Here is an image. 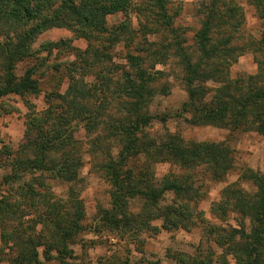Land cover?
I'll use <instances>...</instances> for the list:
<instances>
[{
    "label": "trees",
    "instance_id": "1",
    "mask_svg": "<svg viewBox=\"0 0 264 264\" xmlns=\"http://www.w3.org/2000/svg\"><path fill=\"white\" fill-rule=\"evenodd\" d=\"M247 1L264 25V0ZM234 2L201 5L203 20L190 50L175 27L171 0H0V101L40 95L43 54L66 49L74 55L64 65L66 92L47 94L48 108L26 120L25 141L3 152L0 264H68L86 233L130 241L139 252L145 235L194 228L202 230V242L192 255L174 254V264H264V173L243 168L223 190L212 219L223 224L233 214L236 226H218L201 210L205 192L196 175L203 169L211 182L222 183L236 171L229 139L196 142L167 129L156 136L148 131L170 119L150 108L170 95L158 67L172 59L187 93L177 118L231 136H264V34L252 44L257 74L232 79L230 68L245 49L237 46L244 15ZM120 15L119 24L111 22ZM54 29L73 38L36 49ZM73 39L85 40L86 50L74 48ZM31 60L36 64L21 68ZM87 158L111 189L110 207L98 208L93 227L85 222L82 198ZM162 164L178 172L158 177ZM98 264L132 262L114 254Z\"/></svg>",
    "mask_w": 264,
    "mask_h": 264
},
{
    "label": "rangeland",
    "instance_id": "2",
    "mask_svg": "<svg viewBox=\"0 0 264 264\" xmlns=\"http://www.w3.org/2000/svg\"><path fill=\"white\" fill-rule=\"evenodd\" d=\"M206 0H171L169 6L171 15L175 17V27L184 33L187 40L186 46L192 50L194 48V36L201 27L203 15L200 13L201 5ZM235 6L243 13V25L238 32V47H244L242 53H238L236 63L232 64L230 73L232 79L240 76L245 78L255 76L258 72L257 57L251 50L252 44L264 34V25L259 20L255 8L248 4L247 0H235ZM123 16H115L111 19L114 24H119ZM73 35L66 30L54 29L44 33L37 41L35 48L48 42H58L60 40L72 39ZM72 46L78 50H86L87 42L83 39H73ZM47 59L46 64L41 67L40 75L37 76L40 83L41 93L37 96L20 98L16 96L8 97L0 101V167H2V156L4 150L15 151L25 141L26 120L31 112L42 113L48 108L46 100L47 94L64 93L67 90L68 79L65 78V68L73 61V51L64 49L63 52L55 51L51 57L47 54L42 55ZM36 61L31 60L22 64L21 68L32 67ZM58 67V71H56ZM164 72L162 84L170 88V95L167 97H158L155 99L150 110L156 115H168L169 121L164 127L161 123L155 121L149 128L150 134L156 136L162 134L164 129L172 133H180L187 141L196 142H221L229 139L232 148L235 150L236 171L229 174L226 181L222 183L211 182L209 175L203 172V169L197 177L203 180V191L205 200L200 205L201 210L205 212L206 219L218 226H236V216L231 214L228 220L223 224L212 219V206L221 201V195L228 185L238 180V174L244 168H250L254 171L264 173V136L247 131L231 136L229 131L214 127L195 128L189 126L176 116L179 114L182 105L187 100V93L183 87V71L178 66L176 60H170L165 67H158ZM30 105L33 110H30ZM83 138V137H81ZM85 167L82 171L84 187L82 198L86 209V224L89 227L95 226V219L98 208L110 207V186L101 179L92 169L90 159H86ZM170 172H178V169L171 164H162L156 167L158 177L167 175ZM1 177V172H0ZM246 190H249L245 187ZM56 194L61 195L62 191L56 190ZM214 220V221H213ZM202 230L194 228L191 231L180 230L178 232L168 233L161 231L157 235H145L141 239L144 244L139 246V252L136 251V245L130 241L122 242L114 236L102 233H86L80 240L85 241L84 247L77 245L73 247L75 252L74 259L68 264H98L100 260L106 259L111 255H119L130 259L132 264H145L160 262V264H174L171 257L174 254L184 252L194 254L195 249L202 242ZM1 244V243H0ZM141 245V244H140ZM220 251V250H219ZM45 264H57L56 262H46Z\"/></svg>",
    "mask_w": 264,
    "mask_h": 264
}]
</instances>
